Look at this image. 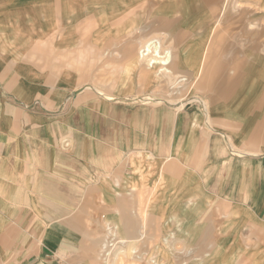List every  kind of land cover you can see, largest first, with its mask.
<instances>
[{
  "label": "crops",
  "instance_id": "obj_1",
  "mask_svg": "<svg viewBox=\"0 0 264 264\" xmlns=\"http://www.w3.org/2000/svg\"><path fill=\"white\" fill-rule=\"evenodd\" d=\"M115 235L264 264V0H0V264H110Z\"/></svg>",
  "mask_w": 264,
  "mask_h": 264
},
{
  "label": "rangeland",
  "instance_id": "obj_2",
  "mask_svg": "<svg viewBox=\"0 0 264 264\" xmlns=\"http://www.w3.org/2000/svg\"><path fill=\"white\" fill-rule=\"evenodd\" d=\"M161 50H162V48H161ZM163 58H165V57H163ZM171 62H172V60L169 61V65L167 66V68H169L170 70H171V66H170ZM160 74H162L164 76L166 73H165V71H161ZM164 77H166V75ZM172 78H174L173 79L174 81L170 80V83L171 84L173 83V85L175 87L174 93H176V94L173 96L172 95H169V96L164 95V96H167L168 98H176V97L177 98H183V97H187V96H190V95L197 93V91H196L197 84L195 82H193L194 80H190V79L186 80V78H187L186 76L178 75L176 73L173 74ZM183 79H185V80H183ZM167 80L168 79H165V81H167ZM173 91L171 90V92H173ZM143 240L145 242V239H143ZM119 249H120V247H119L118 236H116V235L112 236V238L104 244V248H103V252H102V260L104 262L107 261L110 264H130L128 262L130 259H133V260L136 259L137 260V258L135 256L136 254H133L134 253L133 251L128 250L125 252V251H120ZM137 254H140V252ZM143 257L149 258V256H145V255Z\"/></svg>",
  "mask_w": 264,
  "mask_h": 264
},
{
  "label": "built area",
  "instance_id": "obj_3",
  "mask_svg": "<svg viewBox=\"0 0 264 264\" xmlns=\"http://www.w3.org/2000/svg\"><path fill=\"white\" fill-rule=\"evenodd\" d=\"M167 55V56H166ZM140 56L143 60L147 61L150 65H158L161 71H169L167 66L169 65V61L171 60L169 57L168 51L162 53L161 45L157 40L150 41L140 52ZM165 57V58H163ZM167 60V63H163L161 60ZM166 64V65H164Z\"/></svg>",
  "mask_w": 264,
  "mask_h": 264
},
{
  "label": "bare ground",
  "instance_id": "obj_4",
  "mask_svg": "<svg viewBox=\"0 0 264 264\" xmlns=\"http://www.w3.org/2000/svg\"><path fill=\"white\" fill-rule=\"evenodd\" d=\"M161 61H163V63H167V60H165V59H164V60H161ZM165 65H166V64H165ZM165 73H166V72H165ZM174 78H175V77H174ZM172 80H173V79H172Z\"/></svg>",
  "mask_w": 264,
  "mask_h": 264
}]
</instances>
